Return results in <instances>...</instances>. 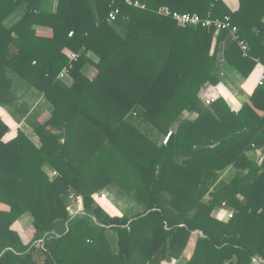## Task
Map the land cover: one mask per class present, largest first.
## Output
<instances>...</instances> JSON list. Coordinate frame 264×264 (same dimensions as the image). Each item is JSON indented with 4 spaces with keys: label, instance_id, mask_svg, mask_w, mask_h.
<instances>
[{
    "label": "trees",
    "instance_id": "16d2710c",
    "mask_svg": "<svg viewBox=\"0 0 264 264\" xmlns=\"http://www.w3.org/2000/svg\"><path fill=\"white\" fill-rule=\"evenodd\" d=\"M139 1L56 0L51 10L50 0H0V105H14L19 79L51 105L37 119L22 111L39 144L21 129L4 140L0 118V264H169L189 253L187 264L264 261V158L246 154L264 150V83L248 97L258 118L213 90L220 60L244 78L264 64V0H239L235 11L221 0ZM173 12L228 17L246 54L228 30L182 25ZM229 164L235 177L218 180ZM108 188L143 208L110 214L93 198ZM24 213L23 234L14 224Z\"/></svg>",
    "mask_w": 264,
    "mask_h": 264
},
{
    "label": "crops",
    "instance_id": "0c3cea01",
    "mask_svg": "<svg viewBox=\"0 0 264 264\" xmlns=\"http://www.w3.org/2000/svg\"><path fill=\"white\" fill-rule=\"evenodd\" d=\"M223 5L227 6L231 11H235L239 8V0H221ZM56 5V0H50V9L53 10ZM19 18V14L13 12L11 13L6 19L5 23L6 25H9ZM264 21V18H263ZM33 28H35L36 32L39 33H48L51 31V28L44 25H33ZM264 71V64L257 63L254 67L252 73L247 77L244 78L240 73L231 65L223 62L220 60L217 65L216 69V75L218 77L217 84L213 87V90L219 93V95L222 97L223 101L226 103V105L234 112H238L241 108L247 107L249 108V111L251 112V118H258L263 113L259 110H256L252 107H250L249 102V94L254 89V87L258 84L259 76ZM18 80H15L17 82ZM17 101L14 102V105H11L12 107H18L16 112L19 114L23 113L22 109L19 106L20 96L21 94H15ZM208 98V93H203L201 95V99ZM28 113H26L27 115ZM16 115V114H15ZM13 114H9L6 110H4L3 106L0 105V118H2L9 126L8 133L3 137L4 140L12 138L16 131V127L19 126L20 129L24 130L22 125L25 127L30 126L32 127L28 121H26V118L24 114H22V117H19L17 114L16 116ZM15 117V118H13ZM189 117L193 118L195 117V114L190 115ZM15 119V120H14ZM18 129V128H17ZM28 133V132H27ZM28 135V134H27ZM159 140L161 136L158 137ZM247 156L253 160L257 165H260L262 163V160L264 158V150L261 147H252L246 152ZM237 168L233 164L227 165L225 168L217 171L218 180L223 182H230L236 175ZM108 190V189H107ZM104 193V191L102 192ZM208 198V195L206 194L204 196V200ZM238 198H241L239 195ZM139 205V204H138ZM140 206V205H139ZM110 213V212H109ZM119 215V214H117ZM214 215L223 221H227L229 219V216H227V210L223 207H219L215 209ZM26 219L30 223L25 226L24 221ZM32 222V217L30 213H24L21 215L18 220L15 222L14 226L19 230L20 233H23L25 229H27ZM27 237V236H26ZM191 253L187 255H182L176 259H173L169 264H187V257L190 256ZM250 264H264V261L262 257L259 255H256Z\"/></svg>",
    "mask_w": 264,
    "mask_h": 264
},
{
    "label": "rangeland",
    "instance_id": "374dc122",
    "mask_svg": "<svg viewBox=\"0 0 264 264\" xmlns=\"http://www.w3.org/2000/svg\"><path fill=\"white\" fill-rule=\"evenodd\" d=\"M88 56L92 60L94 61L96 60V56L94 53L88 52ZM94 73H95V68H92L88 72V76L92 77ZM63 74L64 73L61 74L62 78H64V80L67 83H71L72 82L71 78ZM13 92L14 94H21L20 96L22 97H20L21 103H19V106L23 108L22 110L24 113L26 112L28 114L29 113L32 114V117L34 119H37L41 113L49 111V109L51 108V105L46 101L42 93H40L38 90L33 89L30 86H27L25 82L22 81L21 79H19L17 82L14 83ZM15 101L17 100H14L13 102ZM2 106L4 110H6L9 114H13V115L18 114L19 117H22L23 113L19 114L18 112H16L18 111L17 110L18 107H12L9 104H3ZM190 115H192V113L188 114V116ZM142 125L143 127L148 126V124L146 123H143ZM22 127L24 128L23 131L26 134H28L36 144H39V138L38 136L35 135L34 129L32 127L30 128V126L25 127L24 125H22ZM19 129L20 127L17 126L16 131H14V133L16 134ZM163 139H161L162 142H163ZM44 169L50 177H54L53 175L54 169L49 164H45ZM103 191L104 193H102ZM93 198H94L95 203L103 207L107 212H110V214H119V215L124 214L129 217L133 215L137 210H141L143 208L142 204L137 202L136 198L134 199L133 194H130V195L123 194L122 191L121 192L117 191L114 188L112 189L108 188V190L106 189V191L105 190L98 191L94 193ZM72 205L77 210L82 209L80 201L76 199L75 196H74V201ZM29 223H30V220L28 221L26 219V221H24L25 226H27ZM107 234L111 241L112 247L116 249L117 233L113 230H108Z\"/></svg>",
    "mask_w": 264,
    "mask_h": 264
},
{
    "label": "built area",
    "instance_id": "2783aa9c",
    "mask_svg": "<svg viewBox=\"0 0 264 264\" xmlns=\"http://www.w3.org/2000/svg\"><path fill=\"white\" fill-rule=\"evenodd\" d=\"M128 4L130 5H134V6H139L142 5L140 3L139 0H125ZM165 13H168V10H165ZM119 10L118 8L113 9L107 16V21L112 23L117 14H118ZM172 17L179 23L182 25L185 24H191V25H201L204 27H214L216 31L222 30V29H226L229 31L230 35L232 36V38L234 40H236L238 42V44L240 45L242 51L246 54V49H247V45L245 43L244 40L240 39L238 31H237V27L235 25L230 24L229 22V18L228 17H224L222 19L216 17V18H211V17H206V18H201L198 14L196 13H187V12H173L172 13ZM72 34V31L69 32V35ZM67 74V69H64L61 74ZM63 74V75H64ZM264 83V71L262 72V74L259 76L258 79V84L261 85ZM203 102L205 104H208L210 102L209 98L203 99ZM169 133L167 135L164 136L163 139V143H166L167 139H168ZM53 175L55 176L57 173L55 170H53ZM70 199L72 200V202L74 201V195L70 194ZM232 212L231 211H227V216H231Z\"/></svg>",
    "mask_w": 264,
    "mask_h": 264
}]
</instances>
